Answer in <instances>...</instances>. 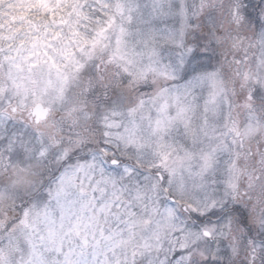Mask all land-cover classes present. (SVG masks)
Segmentation results:
<instances>
[{
  "label": "snow or ice",
  "instance_id": "6c2138e0",
  "mask_svg": "<svg viewBox=\"0 0 264 264\" xmlns=\"http://www.w3.org/2000/svg\"><path fill=\"white\" fill-rule=\"evenodd\" d=\"M0 264H264V0H0Z\"/></svg>",
  "mask_w": 264,
  "mask_h": 264
}]
</instances>
